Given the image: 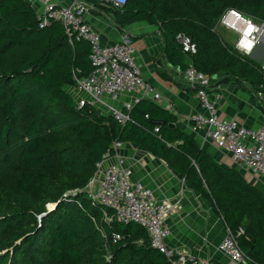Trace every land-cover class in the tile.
Listing matches in <instances>:
<instances>
[{"label": "trees", "instance_id": "obj_1", "mask_svg": "<svg viewBox=\"0 0 264 264\" xmlns=\"http://www.w3.org/2000/svg\"><path fill=\"white\" fill-rule=\"evenodd\" d=\"M83 1L113 9L122 28L136 23L156 28L167 63L181 71L194 68L211 86L235 80L264 91L260 66L238 54L216 28L228 9L264 22V0H127L119 8ZM178 37L189 39L194 51L183 52ZM89 54V43L70 39L61 23L40 27L28 3L0 0L1 161L9 163L14 143L19 153L16 172L0 178V230L60 264H170L150 247L142 227L106 222L83 191L118 142L180 176L211 203L247 264H264V193L238 170L216 162L176 126L175 115L151 100L123 110V123L75 107L69 89L92 72ZM71 192L76 193L64 197ZM52 204L55 209L47 213ZM113 234L120 236L116 244Z\"/></svg>", "mask_w": 264, "mask_h": 264}, {"label": "built area", "instance_id": "obj_2", "mask_svg": "<svg viewBox=\"0 0 264 264\" xmlns=\"http://www.w3.org/2000/svg\"><path fill=\"white\" fill-rule=\"evenodd\" d=\"M23 1L35 9L40 27L56 21L63 25L70 39L74 37L89 43L93 70L88 76L76 79L75 86L69 89L75 107H88L123 123L126 120L123 110H129L139 100L162 101V96L142 79L129 41L102 43L99 32L89 19L91 12L98 9L95 5L83 0H72L63 6L51 0ZM94 1L100 6H122L121 0ZM216 28L232 37V47L238 54L251 58L260 66L264 82V48H261L264 44V22H255L237 10L228 9L220 16ZM178 42L183 52L194 51L189 39L178 37ZM183 81L194 93L201 110L188 118L190 133L199 136L203 142H211L223 150L234 165L264 180V123L252 129L233 119L220 120L218 105L222 97L218 85L211 86L209 78L192 67L183 71ZM123 147L122 143H112L113 153L103 156L97 173L84 188L91 204L102 209L106 222L134 223L142 227L150 247L170 264H214L168 246L166 241L170 232L166 218L180 210L181 205L179 202L158 201L152 190L132 182V170L120 154ZM226 231V237L219 245L220 252L230 260V264H247L235 235L227 228ZM241 234L243 229L239 227L237 235ZM119 240L118 234L112 235V244Z\"/></svg>", "mask_w": 264, "mask_h": 264}, {"label": "crops", "instance_id": "obj_3", "mask_svg": "<svg viewBox=\"0 0 264 264\" xmlns=\"http://www.w3.org/2000/svg\"><path fill=\"white\" fill-rule=\"evenodd\" d=\"M51 1L63 6L72 0ZM89 19L99 32L103 44L129 41L135 51L142 79L162 96V101L157 104L176 116L177 127L191 134L188 118L201 110L194 93L184 84L183 71L167 63L157 29L145 23L122 28L116 23L114 11L110 7L92 11ZM161 72L165 74L161 76ZM218 87L222 97L218 105L220 120L233 119L252 129L264 123V91L235 80L224 81ZM191 135L216 162L238 170L248 183L264 193L262 178L234 165L229 156L211 142H203L199 136ZM120 154L132 170V182L152 190L158 201L179 202L181 205L180 210L166 218L170 232L166 241L168 246L214 264H230V260L219 250V245L226 237V227L211 203L164 163L135 146L124 144Z\"/></svg>", "mask_w": 264, "mask_h": 264}, {"label": "rangeland", "instance_id": "obj_4", "mask_svg": "<svg viewBox=\"0 0 264 264\" xmlns=\"http://www.w3.org/2000/svg\"><path fill=\"white\" fill-rule=\"evenodd\" d=\"M222 36L225 40L231 45L232 39L229 38L228 34L219 29ZM261 48H264V44ZM251 59V58H250ZM17 143H14L10 146L9 152V163L3 164L0 157V178L12 176L18 166H19V153L17 152ZM1 154V152H0ZM53 206H46L47 210H50ZM55 209V208H54ZM7 223V222H6ZM30 243V242H28ZM28 243H25V246L21 245L20 242L14 243L9 237H7L4 230H0V264H60L53 260L47 258L44 254L39 252H34L29 246ZM28 244V245H26ZM34 248V246H33Z\"/></svg>", "mask_w": 264, "mask_h": 264}, {"label": "water", "instance_id": "obj_5", "mask_svg": "<svg viewBox=\"0 0 264 264\" xmlns=\"http://www.w3.org/2000/svg\"><path fill=\"white\" fill-rule=\"evenodd\" d=\"M159 125H163V124H165V122H160V123H158ZM170 128H175V126L173 125V124H170V125H168ZM74 195H75V193H74ZM73 194H70V195H64V197L66 198V197H68V196H74ZM53 205V207L50 209V210H47V213H50L52 210H54V208L56 207V204H52ZM46 214V213H45ZM44 214V215H45ZM44 215H42V216H44Z\"/></svg>", "mask_w": 264, "mask_h": 264}, {"label": "clouds", "instance_id": "obj_6", "mask_svg": "<svg viewBox=\"0 0 264 264\" xmlns=\"http://www.w3.org/2000/svg\"><path fill=\"white\" fill-rule=\"evenodd\" d=\"M127 0H121L120 4L123 6L126 3Z\"/></svg>", "mask_w": 264, "mask_h": 264}]
</instances>
